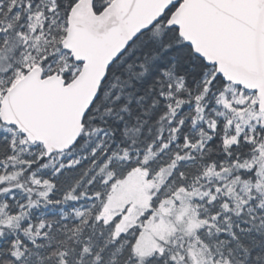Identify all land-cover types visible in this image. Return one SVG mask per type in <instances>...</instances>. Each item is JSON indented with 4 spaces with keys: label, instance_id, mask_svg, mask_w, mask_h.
I'll use <instances>...</instances> for the list:
<instances>
[{
    "label": "trees",
    "instance_id": "1",
    "mask_svg": "<svg viewBox=\"0 0 264 264\" xmlns=\"http://www.w3.org/2000/svg\"><path fill=\"white\" fill-rule=\"evenodd\" d=\"M76 2L0 0V99L34 66L44 76L60 74L66 83L77 75L80 66L62 48ZM108 3L95 0L94 10L98 13ZM226 89L237 96L247 93L225 83L195 56L177 29L161 21L110 66L70 151L46 157L41 145L29 144L14 128L4 131L0 122V180L18 162L23 168L19 182L32 190V199L39 192L32 174L45 183L40 187L47 193L32 211L26 210L18 227H7L0 237V264H128L138 230L116 238L114 225L99 218L101 203L117 181L137 168L155 175L176 161L161 192L168 197L179 188L201 185L208 170H222L262 151L264 126L239 132L238 141L228 143L242 127L224 131L222 114L238 105L227 106ZM151 154L154 158L148 160ZM5 201L9 213L17 212L13 198ZM213 201L207 203L212 210L206 208L218 217L221 235L229 238L234 264H264V202L248 203L246 216L224 224L222 197L215 193ZM171 262L163 253L141 264Z\"/></svg>",
    "mask_w": 264,
    "mask_h": 264
},
{
    "label": "water",
    "instance_id": "2",
    "mask_svg": "<svg viewBox=\"0 0 264 264\" xmlns=\"http://www.w3.org/2000/svg\"><path fill=\"white\" fill-rule=\"evenodd\" d=\"M94 1L77 0L67 18L62 48L81 65L76 77L35 66L0 100L1 123L46 156L73 148L110 66L175 6L166 27L224 82L255 92L264 114V0H112L98 13Z\"/></svg>",
    "mask_w": 264,
    "mask_h": 264
},
{
    "label": "rangeland",
    "instance_id": "3",
    "mask_svg": "<svg viewBox=\"0 0 264 264\" xmlns=\"http://www.w3.org/2000/svg\"><path fill=\"white\" fill-rule=\"evenodd\" d=\"M226 90L229 92L223 98L224 102L227 97L230 98L227 106L235 103L238 105L229 107L222 114L227 119L224 131L231 132L237 125L242 127L234 130L228 142L233 144L238 141L239 132L264 126V116L257 111V101L251 93L237 96L234 91ZM8 128L5 126L4 131L9 132ZM25 148L24 152L29 150L27 146ZM151 158H154L153 154L148 160ZM176 164L174 161L173 167ZM11 166L10 173L0 180V237L7 227H18L27 217L26 210L32 211L34 203L47 194L40 187L45 183H41L36 174H32L31 178L39 191L35 193L34 201L32 190L28 191L19 182L22 164L17 162ZM171 174L172 171L166 168L150 176L146 169L137 168L117 181L101 203L99 218L105 224L114 225L116 238L121 235L131 237L139 229L133 259L128 264H141L148 257L163 253L170 257L172 264H234L229 250V238L221 235L218 217L210 214L206 206L211 209L207 203L213 205V197L218 193L222 197L221 206L225 209L223 223L227 224L246 216L243 207L248 203L264 202L262 151L240 163L232 161L230 165H224L222 170H208L205 178L200 181L201 185L191 190L179 188L165 197L161 192ZM6 197L14 199L17 212L7 211ZM156 198H160L157 203ZM210 217L214 218L211 220Z\"/></svg>",
    "mask_w": 264,
    "mask_h": 264
}]
</instances>
